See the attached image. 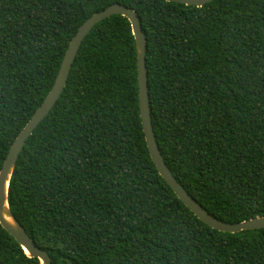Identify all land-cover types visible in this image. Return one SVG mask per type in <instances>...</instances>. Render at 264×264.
Segmentation results:
<instances>
[{
	"label": "trees",
	"instance_id": "obj_1",
	"mask_svg": "<svg viewBox=\"0 0 264 264\" xmlns=\"http://www.w3.org/2000/svg\"><path fill=\"white\" fill-rule=\"evenodd\" d=\"M114 3L145 36L151 125L173 177L222 222L264 216V0H0V167L77 28ZM66 78L7 188L51 264H264V228H210L158 174L127 18L95 24ZM0 264L39 261L0 225Z\"/></svg>",
	"mask_w": 264,
	"mask_h": 264
},
{
	"label": "water",
	"instance_id": "obj_2",
	"mask_svg": "<svg viewBox=\"0 0 264 264\" xmlns=\"http://www.w3.org/2000/svg\"><path fill=\"white\" fill-rule=\"evenodd\" d=\"M167 2L181 3L187 6L200 7L213 0H165ZM120 15L130 23L132 35L135 42L136 51V82H137V96L141 127L144 135L145 144L149 156L162 179L171 188L173 193L182 202L198 220L203 222L210 228L227 233H236L243 230H254L264 228V216L254 217L238 223H226L218 220L209 214L202 206L196 202L185 189L176 181L172 173L169 171L164 163V160L158 149V145L154 137L151 125L148 85H147V68L145 64L146 53V39L141 30L140 22L135 12L122 4L114 3L106 8L90 15L77 28L75 34L70 39L68 46L63 54L54 82L48 93L42 100L41 104L35 109L30 119L26 122L24 127L17 134L15 139L9 145L6 156L0 167V225L12 238L20 245L24 253L29 257L38 259L39 264H51V259L47 252L36 247L30 237L25 232L24 228L18 223L11 213L7 204V188L9 179L14 168L17 157L32 131L36 128L38 123L48 114L54 106L56 100L59 98L65 86L68 74L70 72L71 64L73 63L79 46L91 30V28L99 21L111 16Z\"/></svg>",
	"mask_w": 264,
	"mask_h": 264
}]
</instances>
